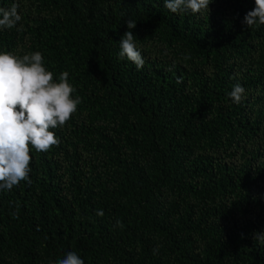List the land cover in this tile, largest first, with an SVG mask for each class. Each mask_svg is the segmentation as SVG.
<instances>
[{"label": "trees", "instance_id": "1", "mask_svg": "<svg viewBox=\"0 0 264 264\" xmlns=\"http://www.w3.org/2000/svg\"><path fill=\"white\" fill-rule=\"evenodd\" d=\"M14 2L20 30H0V53L41 52L81 103L50 129L58 146L30 150L31 182L0 191V264L69 251L84 264H264V25L243 24L254 0L196 15L164 0L0 7ZM129 18L139 71L118 55Z\"/></svg>", "mask_w": 264, "mask_h": 264}, {"label": "clouds", "instance_id": "2", "mask_svg": "<svg viewBox=\"0 0 264 264\" xmlns=\"http://www.w3.org/2000/svg\"><path fill=\"white\" fill-rule=\"evenodd\" d=\"M211 2L164 0V6L173 14L191 12L196 15L208 13ZM254 4V9L243 20L247 28L264 25V0H254ZM18 8L16 2L7 9L0 7V30L17 28L22 19ZM136 23L130 18L125 20L128 31L119 40L118 55L139 71L145 61L132 31ZM68 77L69 73L65 71L59 74L58 81L55 80L53 72L44 66L39 51L22 57L11 52L0 53V191L11 190L21 181L31 182V149L46 153L59 145L55 132L50 129L63 128L81 103L79 96L73 98L76 89ZM181 82L177 80V83ZM228 96L233 103L240 104L246 99L245 89L236 83ZM97 215L102 216L103 212L99 211ZM254 238L264 243V233H256ZM55 264H84V261L76 252L69 251Z\"/></svg>", "mask_w": 264, "mask_h": 264}]
</instances>
